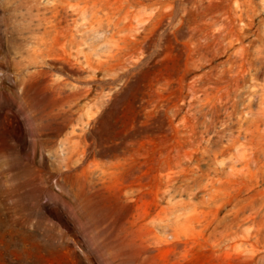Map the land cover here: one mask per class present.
I'll use <instances>...</instances> for the list:
<instances>
[{"label": "rangeland", "instance_id": "rangeland-1", "mask_svg": "<svg viewBox=\"0 0 264 264\" xmlns=\"http://www.w3.org/2000/svg\"><path fill=\"white\" fill-rule=\"evenodd\" d=\"M0 264H264V0H0Z\"/></svg>", "mask_w": 264, "mask_h": 264}]
</instances>
